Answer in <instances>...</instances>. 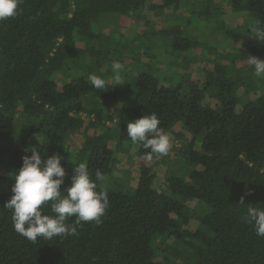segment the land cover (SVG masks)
<instances>
[{"label":"trees","instance_id":"16d2710c","mask_svg":"<svg viewBox=\"0 0 264 264\" xmlns=\"http://www.w3.org/2000/svg\"><path fill=\"white\" fill-rule=\"evenodd\" d=\"M206 23L256 40L223 59V48L203 49ZM196 49L214 56V68L185 84L167 63L182 55L181 63L193 62ZM254 54L264 60V0H23L15 17L0 21V264H264V237L242 219L247 204L264 207V77L243 64ZM114 61L124 66L115 86ZM90 74L105 88L95 89ZM152 113L172 148L147 162L148 150L126 129ZM31 146L42 159L63 157L61 191L71 186L74 164L107 181L123 157L137 167L136 184L124 191L98 181L109 196L102 224L32 243L3 207L13 195L10 173ZM170 158L188 170L160 168L159 186L153 166Z\"/></svg>","mask_w":264,"mask_h":264},{"label":"clouds","instance_id":"9594fccd","mask_svg":"<svg viewBox=\"0 0 264 264\" xmlns=\"http://www.w3.org/2000/svg\"><path fill=\"white\" fill-rule=\"evenodd\" d=\"M23 0H0V21L15 17ZM249 64L254 69L256 77H264V60L250 56ZM124 66L119 61L112 64V79L115 85L122 84L121 72ZM91 85L102 90L106 80L96 74L88 77ZM160 120L155 113L127 123L126 133L133 144H141L148 151L141 157L151 162L154 158L168 155L172 148V137L159 127ZM31 155L22 158V166L15 173H10L14 183L13 195L4 203V208L12 212V224L16 233L25 239L36 243L38 238L52 240L60 237L77 236L78 226L92 222L99 226L102 217L109 207V196L106 190H97V182L104 181L105 176L100 171L95 172V180L90 176L87 164H74V175L71 186L61 191L66 175L61 164L63 157L53 154L46 160L42 159L37 147L25 149ZM247 195V193H246ZM244 204V197L240 203ZM247 210L242 219L251 225L255 234L264 237V207L247 204ZM258 205V204H257ZM45 206L51 214H45ZM75 218L72 224L66 223Z\"/></svg>","mask_w":264,"mask_h":264},{"label":"rangeland","instance_id":"374dc122","mask_svg":"<svg viewBox=\"0 0 264 264\" xmlns=\"http://www.w3.org/2000/svg\"><path fill=\"white\" fill-rule=\"evenodd\" d=\"M188 12H186V14H188ZM193 14V13H191ZM189 16V15H188ZM192 18H197L196 14L192 15ZM240 23H243L244 19L243 18V14L238 16ZM177 19V18H176ZM177 22H181L182 20L177 19ZM128 24V22H126ZM204 28L203 31L204 33H206L205 35H203L202 38V44H206V46L203 45V49L204 51H207V47L209 46H214L217 47V50L220 49H224L225 54L221 53L222 51L220 50V56L224 59L227 58V60L229 59H233L234 58V52L233 49L236 47H239L240 45L242 46L243 41H245V43L247 44V49H250L249 44L253 45L254 41L256 40L255 37L252 36H248V37H236L235 35L233 36V34L229 33V32H224V33H220V32H216L217 30H215V28H213L211 26V24H204ZM196 28V27H195ZM110 28L109 26L106 27V33H110ZM197 31V30H196ZM202 32V30H198L196 33V35L199 37L200 33ZM202 49V50H203ZM201 49H196L195 52H191V57L195 58V61L191 62L189 61L188 64H183L181 63L182 58L184 57V55H182L180 58H175V60H173L172 62H168L167 64L170 63V68L172 69V71H174V73H177V75H180L181 77V81L184 82L185 84H189L188 82H195V79H197V77H199L201 75V70L203 68L205 69H212L214 68V64L213 61H211V59L214 58V56H208L202 53ZM161 53H164L166 56H168V59H170L172 56L170 55V52H168V50H160ZM251 52V51H249ZM189 53V52H187ZM227 53V54H226ZM250 56H254L257 58H260L258 55L254 54V55H248L245 58H243V64H247L248 67L252 68V73L254 74V69L253 67L249 64V60H250ZM188 57V56H187ZM203 58V60H202ZM172 60V59H171ZM170 60V61H171ZM160 64V63H159ZM161 65H164L163 63H161ZM84 73H86L84 71ZM255 75V74H254ZM107 80H109L110 78L107 77ZM188 81V82H187ZM252 90V88H251ZM260 91V90H259ZM237 94L241 97L242 100H244L246 98V92L244 90V87H239ZM85 115V113H84ZM109 124V122H108ZM182 123L178 122V127L179 129H182ZM94 128H90L87 132L91 133L93 132ZM84 132H79L77 133V137H75V139L73 140H79L81 137H83ZM10 140V139H9ZM177 142V141H176ZM75 157V156H74ZM124 159H126L125 157H123ZM123 158H120L121 160L119 162H117L114 166L113 169L114 173H112L111 175H109V179L106 181V176L104 181H102V185L104 186H108V188H114V189H118V190H131V188L136 184L135 182V178H137L138 176V170L137 167H135L133 164L130 165L129 163H122ZM70 160V159H69ZM170 163L169 164H162L159 163L157 165L153 166V172H155L156 174L160 173L161 175L163 173H165L164 171H160V168H172L171 169V173H176L179 174L181 176H184V173L187 172L189 165L186 163L185 160H183L182 158H179L177 163H173V159L170 158L169 159ZM175 162V161H174ZM122 163V164H120ZM173 165L175 166H172ZM64 167L66 166V164H62ZM67 169V168H66ZM74 169V168H73ZM73 169H69L67 173H69V175L72 177L74 175V171ZM161 175L158 177L155 176V181L156 183L160 186V178ZM164 175V174H163ZM106 182V183H105ZM162 183H164V185H162L163 187L166 184V180L163 179V181H161ZM189 204H192L190 201L188 202Z\"/></svg>","mask_w":264,"mask_h":264}]
</instances>
